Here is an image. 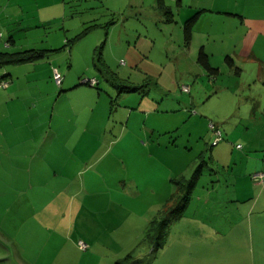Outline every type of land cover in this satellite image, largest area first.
<instances>
[{"label":"rangeland","instance_id":"rangeland-1","mask_svg":"<svg viewBox=\"0 0 264 264\" xmlns=\"http://www.w3.org/2000/svg\"><path fill=\"white\" fill-rule=\"evenodd\" d=\"M54 1L56 0H27L22 5L24 13L21 21L6 19L0 23V52L11 55L22 52L20 58L28 56L31 60L30 63L0 67V82L5 83V86L0 87V259L5 261L0 263L115 264L128 254H132L131 261L138 263V260L146 255V252L142 251L146 243L143 241L146 226L162 208L167 197L173 193L172 184H159L157 187L156 182H160L166 175L170 177L173 172L167 174L163 172V168L158 171V166L150 167L149 164H153L147 160H142L145 173L140 171L138 166L129 164V153L135 157L140 152L134 143V129L139 120H130L128 125L126 111H129L130 106L136 104L144 93L147 95L143 98L156 100L155 105L163 92L164 97L178 101L171 104V107L179 104L180 114L176 112L165 121L168 130L177 128V133L166 136L155 133L151 138L154 142L170 144L169 149L174 159L170 165L175 166L174 163H177L178 168L181 164V172L185 178L193 172L199 174L198 165L204 164V170H200L202 177L196 183L197 187H194L195 190L191 189L188 195L187 202H192L187 213L179 217L174 211L167 214L170 222L166 229V239H173L178 236L173 229L176 230L180 222L193 223L192 226L199 222L208 224L209 208L216 204L225 206V187L228 184L224 181V170L227 169V161L231 158H226L224 165L217 167L221 181H218L215 175L208 180L211 174L208 167L211 154L209 149L213 138L209 122L219 127L216 130L220 131L223 140V136H226L224 131L229 130L230 125H221L224 120L219 113H228L227 104L231 106L232 103H227L226 99L232 97V89L224 90L217 103L212 98L205 101L204 89H199V86L202 83L209 84L208 76H205L206 72L202 74L197 69L198 66L191 61L187 53L188 50L181 47L184 22L179 24L178 16V23L172 24L168 28L169 31H165L162 20L156 19L155 14H159L150 7L140 5L133 9L132 14L129 11L131 7H128L130 0H97L99 4L94 9L66 4L64 18L53 5ZM132 2L138 4L139 0ZM147 2L153 3L152 0ZM75 10H79V15L74 14ZM89 18H96L95 22L102 24V28L89 32L71 48H66L65 40L70 41L82 27L92 23L88 21ZM83 20L85 23H82ZM4 23L5 25H2ZM137 34H145L148 40L154 43V47L147 49L145 43L135 40ZM120 35L119 41L128 36L126 39L131 43L129 48L126 43L118 42ZM167 44L174 48L168 50L165 47ZM195 48L192 55L194 57L197 56L199 47ZM38 50L55 51L44 57ZM98 58H103L113 72L120 73L125 79L129 78L131 84L135 82L136 85H130V82L126 81L117 83L118 88L122 87L120 91L129 87L131 91L129 89L128 92L118 95L115 88L96 72L95 67L101 66ZM150 60L152 62H148ZM120 61L125 62L124 66L120 65ZM135 64H138L139 69L132 68ZM116 68L119 72H116ZM55 69L63 79L68 77L67 80L70 79L71 82L77 79L78 74L79 83L92 78L99 81L98 88L102 91L100 97L105 96L106 101L111 97L113 101L106 111V117L115 122V126L106 129L105 133L82 136L76 134L68 139L69 133L64 126L66 117L61 116L58 120L56 117L58 112L65 111L64 103L67 97H72V93L66 89L65 83L61 88L56 86L53 79ZM254 71L251 67L247 69L246 76H251L250 83L243 91L248 93L251 90L264 96V83H254ZM143 72L153 79L146 81L148 77L141 74ZM171 74L175 75V79L170 78ZM3 75L7 76L5 80L1 79ZM161 75V84L165 88H171L168 95L158 85L151 86L150 82L155 83ZM186 75L189 77L185 78ZM233 80L235 81L222 77V84L230 85L234 83ZM171 82H176V85H171ZM11 85L15 90L11 91ZM183 87L188 91H183ZM195 91L201 105L190 101ZM88 96L91 97V94ZM84 97L87 98V95ZM215 104L217 108L213 106ZM184 117L187 118L186 124H182ZM192 121L197 123L193 125ZM149 123L150 121L147 123L148 128ZM30 128L36 131L34 141H31L28 134ZM190 130L193 133L189 139L187 133ZM118 137L121 138V144H109ZM79 138L83 150H75L74 158L77 159L76 155L80 154L87 165H79L75 159H71L70 151L66 150V147L62 150L59 147L61 144L70 146L72 141L75 142ZM141 139L147 142L145 137H138L136 141L142 144ZM98 142L100 145H96ZM54 145L57 153L54 161H57L55 164L52 161L48 168L40 160L46 161L45 155L50 153ZM96 147L98 151H95ZM121 153L123 155H120ZM7 155L22 163L24 167H16L18 180L15 182H5ZM124 156L127 158L126 167L123 168L125 171L119 172L111 163ZM139 158L145 156L140 153ZM203 160L207 164L202 163ZM35 161H40V179L35 176ZM189 165L192 167L188 168ZM153 171L154 179H158L154 182L149 180L147 185H144L142 181L146 176L152 177ZM119 175L122 181L112 182ZM132 176L139 180L137 191L130 185ZM5 183L19 189L22 195L5 196ZM210 190L213 193L209 196ZM120 191L121 197H115ZM197 196L201 197L203 203ZM216 199L218 202L215 204ZM207 201L209 205H206ZM79 241L86 245L85 249L79 246Z\"/></svg>","mask_w":264,"mask_h":264},{"label":"crops","instance_id":"crops-1","mask_svg":"<svg viewBox=\"0 0 264 264\" xmlns=\"http://www.w3.org/2000/svg\"><path fill=\"white\" fill-rule=\"evenodd\" d=\"M26 1L27 0H0V23L5 22L6 19V21H21L20 19H23L22 14L24 13L22 5ZM147 1L148 0H139L138 4H134V2L130 0V5L128 7H131V9L129 11L132 13L133 9L140 5L150 7L159 14H155L156 19L159 21L160 19L162 20L165 31H169L168 28L172 24L178 23L177 16L179 17L180 24L183 22L185 23L189 18L196 15L190 39L188 42L185 41V39H183V41L181 40L183 45L181 47L188 50L187 53H189L191 61L198 66L197 69L202 72V74L206 72L205 76H208L209 84L205 85L202 83L199 89H204L206 102L210 101L212 98L216 103L222 98L221 96L224 90L228 88L232 89V97L226 99L227 103H232L231 106L227 104L229 106L228 113L224 115L219 113L220 117L224 120V123L221 125H230V129L224 131L226 136H223L224 139L214 146L215 149H210L211 154L208 167L211 170V174L208 180H210L209 178H211L212 175H215L218 177V181H221V176L218 175L219 169L217 167L221 164L224 165L223 163L226 162V158L230 157L231 159L227 161L229 165L227 169L224 170V181L228 184L225 187V206H217L216 203L218 200L216 199V205L211 206L208 210V224L199 222L192 226L193 223L182 224L180 222L177 225V229H173V231L177 233V237L173 239L167 238L161 248H155L154 244L146 242L142 250L146 252V255H144L145 257L139 259L138 263L130 261L129 264H264V185L255 183L252 180L253 174L264 173V96L251 92V90L248 93H244L243 91L245 86H249L250 83L249 79L251 76H246L247 69L249 70L250 67L255 70L254 73L256 78L254 83H264V0H152V4H148L149 2ZM82 3H86V5H82ZM88 3L89 6H87ZM66 4L80 6L82 8L85 7L86 9H94L99 3L97 0H56L53 2V5L57 7V10L59 9L60 15L63 16V18L66 14ZM75 11L74 14L79 15V10ZM70 12L72 13V11ZM151 18L152 20L154 19V17ZM96 20V18H89L88 21L92 23L85 27L93 24L97 26L75 40L73 45L85 37L89 32L102 28V24L95 22ZM82 23H85V21L83 20ZM184 23L182 26H184ZM2 25H5V23ZM85 27H82V30ZM155 30L157 31V27H155ZM179 30L181 32L180 27ZM81 31L75 34V36ZM120 37L121 35L119 38L117 37L118 42L120 44L126 43V47L129 48L131 43L126 39L128 36L124 37L123 41H119ZM135 37V40L137 39L145 43L147 49H152L154 47V43L149 41L145 34H137ZM134 45L137 44L134 43ZM246 45H249V47ZM255 45L259 48L255 47ZM165 47L168 48V50L174 48L169 44L165 45ZM195 47H199V49L203 47V50L208 55L211 68L217 70L216 74L209 75L197 62V56H192L194 53L193 51L196 49ZM227 56L232 59L233 63L231 65L226 63L225 58ZM98 61H101V66L95 67L96 72L98 75L104 77L105 82H109V85L113 88H115L111 81L113 75L125 79L120 73H115L110 70V67L105 63L103 58L101 60L98 58ZM148 62L152 61L150 60ZM122 64L124 66L125 62L122 63L120 61V65ZM137 65L138 64L133 65L132 68L134 70L139 69ZM117 68L116 72H119ZM158 69L161 68L158 67ZM141 74L148 77L146 72ZM161 77L162 75L155 83L151 81V86L153 84L158 85L160 89L165 91L166 95H168L171 88H165V86L161 84ZM188 77L189 75L185 76V78ZM222 77H229L235 79V81L233 80L234 83L230 85L227 83L222 84ZM67 78L68 77H65L64 83L66 89L71 91L72 97H67L64 103L65 111L58 112L56 118L58 120L61 116L66 117L64 126L69 133L68 139L76 134L82 136L85 134L96 135L98 133H105L106 129L114 127L115 122H112L110 118L106 117V111L108 107L111 106V97H109V101H106L105 96L100 97L101 90L97 91L94 88L80 86L78 80V78H80L79 74L75 81L72 80L71 82L70 79L67 80ZM170 78L175 79V75L171 74ZM149 79L152 80L153 78L148 77L146 81ZM125 81L130 82L129 78H126ZM131 83L132 82H130V85H136L135 82L134 84ZM171 85H176V82H171ZM11 86V91L15 90L14 86ZM115 90L117 91V88H115ZM79 91L83 92V94H80ZM163 91H161V93ZM122 93H126V91L120 92V94ZM194 93L193 96L191 95L190 101L192 103H200L196 91ZM88 94H91V97L88 96ZM120 94L118 93V95ZM164 94L163 92L160 100L157 99V104L155 105L156 100L153 101L151 98L144 99V95H147L144 93L142 95L143 97H140L136 104L131 105L132 110L126 111L128 125L130 120L134 122L136 119L139 120L138 126L134 129V143L140 152L136 154L135 157L129 153L131 157L129 164H131V166H138L140 171L142 170L145 173L146 170L144 169V165H142V160H147L153 164H149L150 167L158 166V171L163 168V172H167V174L171 171L173 172L170 177L166 175V177L160 179V182L157 181V187H159V184L170 186V179L174 177V175L185 177L181 172V164H179L178 168H176L177 163H174L175 166L170 165V163L174 162L172 153L169 149L170 144L162 141L161 143L157 141V143L151 138L155 133L161 136H166L174 132L175 134L177 133V128L169 131L168 127L165 125V121L170 119L176 112L180 114L179 104H177L176 107H171V104H176L178 101L169 99L168 96L164 97ZM86 95L87 98L84 97ZM195 98H197V101ZM213 106L217 108V104ZM218 108L222 109L221 106H218ZM185 119L187 118L184 117L182 124H186ZM138 120L136 122H138ZM149 121L150 128L147 127ZM202 121L203 120H201V122ZM192 122L193 125L197 123L196 121ZM116 123L118 124V122ZM35 133V129L30 128L28 134L31 141L36 139ZM192 133L191 130L187 133L189 139ZM138 137H145L147 142L145 143L144 140L141 139L142 144H140L136 141ZM79 140L80 138L75 142L72 141L70 146L68 144H61L59 146L61 150L63 147H66V150L70 151L73 161L75 159V150H83V146ZM120 140L121 138L119 137L115 138L110 141L109 144L117 146L121 144ZM96 145H100V142ZM238 145L241 146L240 149L236 148ZM98 150V147H96L95 151ZM140 153H142L145 158L140 159ZM120 155L123 154L121 153ZM56 156V145H54L50 153H46V161H40L49 168L52 161L53 164L56 163L57 160L54 161ZM7 158L8 161H5V182H15L18 180L15 172L16 167L18 169H24V167L22 163L12 160L9 155H7ZM76 158L75 160L79 165H87L85 161L83 162L80 154H77ZM221 160L223 161L222 163ZM40 161L34 162L35 176L38 179H40L39 176H42ZM218 161L220 162L219 164ZM126 162L127 158L124 156V158L114 160L111 166L121 172L124 170L123 168L126 167ZM191 164H193V162H191ZM211 166H213V168H211ZM191 167L192 166L188 168ZM80 172L81 170L79 173ZM154 173L153 171L152 177L146 176L142 183L147 185V181L151 180V182H154L158 179H154ZM120 175L118 176L119 179L116 178L112 182L116 180L122 181ZM201 177L202 175L199 176V179ZM129 182L131 187L135 188L137 191L138 178L132 176ZM196 187L197 185L195 188ZM121 193L122 191L116 194L115 197H121ZM208 193L210 196L213 191L210 190ZM7 195L20 197L22 193L19 189L5 183V196ZM197 197H199L200 202L203 203L201 197ZM191 202L192 201L188 203L183 214L187 213L191 206ZM208 203L209 201L206 202V205H209ZM1 230L4 232L3 229ZM0 261L4 263L5 259H0ZM2 262L0 264H2Z\"/></svg>","mask_w":264,"mask_h":264},{"label":"trees","instance_id":"trees-1","mask_svg":"<svg viewBox=\"0 0 264 264\" xmlns=\"http://www.w3.org/2000/svg\"><path fill=\"white\" fill-rule=\"evenodd\" d=\"M195 18H196V15L192 16L191 18H189L184 23L183 34H184V39L187 42L190 39L191 32H192V29H193V26H194L195 20H196ZM95 26H97V25L93 24V25H89V26L85 27L78 35H76L75 37L70 39L71 43H69L70 42L69 40H65L64 46L66 48H71V46L73 45L75 40H77L80 37H82L83 35H85L88 31H90ZM27 51H33V50H27ZM27 51H25V52H27ZM34 51H36V50H34ZM38 51L41 52V54L44 57H46V56H48L49 53H51L55 50H38ZM21 53L22 52L11 55V54L0 52V67H3L4 65H7V64L19 65V64H23V63H30L31 60L28 56H26L25 58L19 57V55ZM225 60H226V63L228 65H231L233 63L232 59L228 56L225 58ZM197 62L207 71V73L209 75H214L217 73L216 69L211 68V66L209 64L208 55L203 50V47H201L198 50ZM100 64H101V61H100ZM56 71L60 75L59 71L58 70H56ZM5 77H7V76L3 75L1 77V79L5 80ZM53 77H54V73H53ZM60 77H61V75H60ZM64 79H63V77H61V81L58 84L56 83V80L54 79L55 84L58 88L62 87V84L64 83ZM92 79H95V78H92ZM89 80H91V79H89ZM111 81H112L113 85L115 86V88H117L118 93L123 92V91L128 92L129 89L131 91L130 87L127 89H122L121 91H120V88H122V87L121 86H119V88L117 87V85H118L117 83L120 81L125 82V79H121V78L113 75V77L111 78ZM79 85L80 86L93 87L97 91L100 90L98 88L99 83L97 80L93 85H90L89 82L85 81V80L81 81ZM112 102L113 101L111 100V104H112ZM129 110L130 111L132 110L131 106H130ZM209 123H212V122H209ZM213 125H214L215 129L219 128L215 124H213ZM212 132H213V130H212ZM212 135H213V138H212V142H213V139L215 136H214V134H212ZM221 141H222V136H221V140L218 143H220ZM212 142L210 145V149L214 147V146H212ZM236 148H237V146H236ZM210 149H209V151H210ZM238 149H240V148H238ZM202 163L207 164V162L204 160L202 161ZM203 165L204 164L198 165L200 167L199 174H198V172H196L198 170L197 169L195 171L196 174H194V172H193L187 178L174 175V177H172L170 179L171 184L173 186V193L167 197V199L164 201L162 208L160 210H158V212L155 214V216H153V218L147 224L146 229H145L144 238H143L144 242L154 244L155 248H161L163 246V244L166 240V237H167V233H168L166 229H168L169 222H170L168 217H167V214H170L172 211H174L176 216L179 217L184 213L183 211L185 210V208L187 207V204H188V202H187L189 199L188 195L190 194L191 189H194V187L197 185L196 183L198 182L199 176L202 175L200 170H204ZM201 168H203V169H201ZM131 255L132 254L126 255V257H124L120 261H117L115 264H128L129 261H131V258H132Z\"/></svg>","mask_w":264,"mask_h":264},{"label":"built area","instance_id":"built-area-1","mask_svg":"<svg viewBox=\"0 0 264 264\" xmlns=\"http://www.w3.org/2000/svg\"><path fill=\"white\" fill-rule=\"evenodd\" d=\"M54 79L56 80V83H60L61 81V77L60 75L57 73V71L55 70L54 72ZM85 81H88L90 85H93L96 80L95 79H91V80H85ZM1 86H5V83H1L0 82V87ZM183 91H188V89L186 87H183L182 89ZM209 129L210 130H213V134H214V139H213V142H212V146H215L218 144V142L221 140V134H220V131H217L214 127V125L212 123H209ZM237 148H240V146L238 145ZM252 180L255 182V183H259V184H262L264 185V173H255L252 175ZM79 246L82 248V249H85L86 248V245L84 243H82L81 241L78 242Z\"/></svg>","mask_w":264,"mask_h":264}]
</instances>
